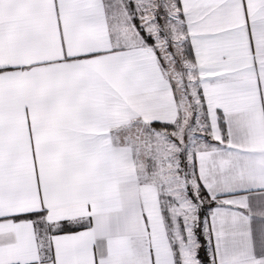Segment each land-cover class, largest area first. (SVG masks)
I'll list each match as a JSON object with an SVG mask.
<instances>
[{
    "label": "snow or ice",
    "instance_id": "obj_1",
    "mask_svg": "<svg viewBox=\"0 0 264 264\" xmlns=\"http://www.w3.org/2000/svg\"><path fill=\"white\" fill-rule=\"evenodd\" d=\"M0 264H264V0H0Z\"/></svg>",
    "mask_w": 264,
    "mask_h": 264
}]
</instances>
